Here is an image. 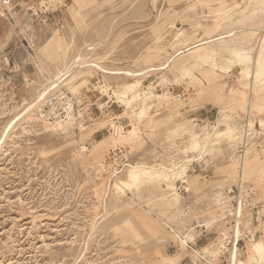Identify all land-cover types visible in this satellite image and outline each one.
Returning a JSON list of instances; mask_svg holds the SVG:
<instances>
[{
	"label": "rangeland",
	"instance_id": "obj_1",
	"mask_svg": "<svg viewBox=\"0 0 264 264\" xmlns=\"http://www.w3.org/2000/svg\"><path fill=\"white\" fill-rule=\"evenodd\" d=\"M261 37L264 0H0V264H264Z\"/></svg>",
	"mask_w": 264,
	"mask_h": 264
},
{
	"label": "bare ground",
	"instance_id": "obj_2",
	"mask_svg": "<svg viewBox=\"0 0 264 264\" xmlns=\"http://www.w3.org/2000/svg\"><path fill=\"white\" fill-rule=\"evenodd\" d=\"M259 42H264V38H262L261 37V39H260V41ZM264 44V43H263ZM261 56H263L264 57V45L263 46H261V51H260V53H259ZM245 58H249L250 57V55H249V53L247 52H245L244 53V55H243ZM243 56H241V57H243ZM241 57H240V59H241ZM252 57V56H251ZM250 57V58H251ZM238 58V57H237ZM239 59V58H238ZM247 60H250V59H247ZM262 60V59H261ZM262 62V61H261ZM245 64V63H244ZM261 64V63H260ZM164 67H160L159 69L161 70V69H163ZM259 69V68H258ZM258 69H257V71H258ZM247 70V69H246ZM256 71V70H255ZM256 71V72H257ZM258 73V72H257ZM256 73V74H257ZM253 74V70L251 71V75ZM255 74V73H254ZM258 74H260V73H258ZM137 75H139V74H137ZM135 85H134V83H126V84H124L123 85V92L122 93H127V92H129L130 90H132L133 89V87H134ZM121 90V89H120ZM131 92V91H130ZM148 94H150V93H148ZM151 96L152 95H146L145 96V99L147 98V101H145V102H147V103H149L150 101H151ZM132 100V99H131ZM249 107V106H248ZM145 110V107L144 108H141L139 111H137L135 114L136 115H138V116H140L142 113H143V111ZM145 170V168L143 167V166H141V165H137V166H131L130 167V169H129V171H128V177H129V179H135L137 176H138V174H140V173H142V172H146V171H144ZM156 172V171H155ZM173 172V171H172ZM168 174H171V172L170 173H164L163 175L166 177ZM174 174V173H173ZM262 247V246H261ZM259 248H260V243L259 242H255V243H253L252 245H251V247H250V251H253V252H258V250H259ZM260 249H262V248H260ZM261 251V250H260ZM243 263V261H238V264H242Z\"/></svg>",
	"mask_w": 264,
	"mask_h": 264
}]
</instances>
